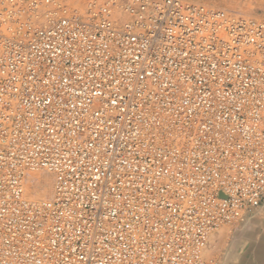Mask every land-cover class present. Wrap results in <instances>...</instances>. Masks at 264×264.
<instances>
[{"label": "built area", "instance_id": "2783aa9c", "mask_svg": "<svg viewBox=\"0 0 264 264\" xmlns=\"http://www.w3.org/2000/svg\"><path fill=\"white\" fill-rule=\"evenodd\" d=\"M263 201V19L0 0V264H218L210 234Z\"/></svg>", "mask_w": 264, "mask_h": 264}, {"label": "rangeland", "instance_id": "374dc122", "mask_svg": "<svg viewBox=\"0 0 264 264\" xmlns=\"http://www.w3.org/2000/svg\"><path fill=\"white\" fill-rule=\"evenodd\" d=\"M70 12L81 15L88 0H59ZM214 8L251 19L264 20V0H200ZM263 1V2H262ZM262 3V4H261ZM121 17L119 12L115 19ZM118 22V21H117ZM44 181V180H43ZM36 182V187L45 183ZM45 181L47 179L45 178ZM41 191V190H40ZM240 226V227H239ZM264 201L243 224L228 226L215 232L209 240L208 253L220 264H264ZM217 238V239H216ZM220 238L226 242L219 245ZM212 239V240H211ZM222 239V240H223ZM213 241V242H212ZM258 242V243H257ZM216 243V244H215ZM223 244V245H222ZM218 245V246H217ZM262 246L257 249L258 246ZM207 250V251H208ZM262 252V253H261Z\"/></svg>", "mask_w": 264, "mask_h": 264}, {"label": "bare ground", "instance_id": "6f19581e", "mask_svg": "<svg viewBox=\"0 0 264 264\" xmlns=\"http://www.w3.org/2000/svg\"><path fill=\"white\" fill-rule=\"evenodd\" d=\"M258 1V0H257ZM259 2V1H258ZM263 2V1H262ZM262 4V3H261ZM119 14H120V12H119ZM117 18V17H116ZM256 19H258V18H256ZM121 20H122V18L121 17H119V18H117V21L118 22H121ZM28 175H30V181H31V187H30V185L28 186H26V192H27V195H29L33 200V202H38L39 201V199L40 200H42V199H44V198H46V197H48L49 195H51L52 194V185H53V180H52V176L51 175H48V174H46V173H43V172H41V173H35V174H28ZM45 178L47 179V181H45ZM44 180V181H43ZM42 181H43V183H45L44 185H42V186H39L40 188H39V190L37 189V187H36V182L40 185V182L42 183ZM41 190V191H40ZM251 212H249V213H244L243 214V219L241 220V221H237V222H235V223H231V224H228V225H223V226H221L220 228H218L215 232H217V231H219V230H221L222 228L224 229V227H228V226H235V225H240V224H243L244 223V221H245V219H246V217L250 214ZM240 227V226H239ZM215 232H213V233H211L210 234V236L208 237V246H209V240H210V238H211V236H213V234L215 233ZM264 238V237H263ZM217 239V238H216ZM223 239V238H222ZM221 238H220V240L218 241L219 242V245H221V243L222 242H226L227 241V239L226 238H224L223 240H222ZM212 240V239H211ZM264 240V239H263ZM213 242V241H212ZM258 243V242H257ZM216 244V243H215ZM223 245V244H222ZM218 246V245H217ZM262 246H258V248L257 249H259V248H261ZM207 250H208V247H207ZM210 250H208V251H206L207 252V254L209 255V252ZM262 253V252H261ZM213 255V254H212ZM211 255V256H212ZM216 261H217V263L218 264H220L219 263V261L214 257V256H212Z\"/></svg>", "mask_w": 264, "mask_h": 264}]
</instances>
